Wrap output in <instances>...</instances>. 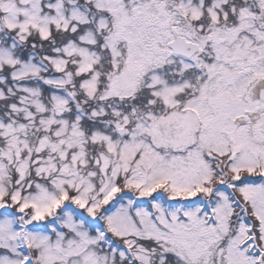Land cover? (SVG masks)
Listing matches in <instances>:
<instances>
[{"label":"snow or ice","instance_id":"1","mask_svg":"<svg viewBox=\"0 0 264 264\" xmlns=\"http://www.w3.org/2000/svg\"><path fill=\"white\" fill-rule=\"evenodd\" d=\"M0 264H264V0H0Z\"/></svg>","mask_w":264,"mask_h":264}]
</instances>
